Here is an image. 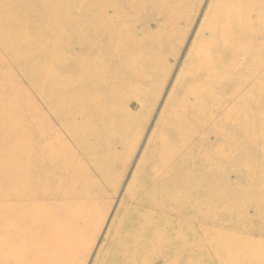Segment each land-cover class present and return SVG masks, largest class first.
<instances>
[{
  "label": "rangeland",
  "instance_id": "obj_1",
  "mask_svg": "<svg viewBox=\"0 0 264 264\" xmlns=\"http://www.w3.org/2000/svg\"><path fill=\"white\" fill-rule=\"evenodd\" d=\"M236 9L243 11L239 18L246 32L241 47L253 32H263L253 47L258 56H240L238 63L247 64L238 76L212 86L220 100L221 93L240 95L241 116H255V125L249 127L243 117L244 124L233 122L239 109L229 111L225 128L204 119V141H196L194 156L184 158L194 168L171 171L168 184L147 187L146 194L172 200L173 215L188 214L172 222L161 219L175 228L163 248L187 252L186 257L176 252L172 264H264V25H255L264 0H0V101L21 110L22 125L28 127L29 113L36 119V130L30 131L34 160L51 143L41 131L48 106L66 117L61 106L77 102L72 96H81L82 82L109 81L104 84L109 90H88L92 97H106L111 117L89 133L90 164L78 169L77 187L69 193L75 199L58 209L63 222L81 230L64 264H98L118 221L135 217L126 199L153 177L148 163L160 158L166 138L161 125L180 121L183 108L172 109L185 95L180 86L193 56L207 55L217 43L204 27L215 13ZM100 66L108 68L106 74ZM133 85L137 89H127ZM234 94L226 100L230 107ZM197 151H204V158ZM181 188L202 192L185 197L176 191Z\"/></svg>",
  "mask_w": 264,
  "mask_h": 264
},
{
  "label": "bare ground",
  "instance_id": "obj_2",
  "mask_svg": "<svg viewBox=\"0 0 264 264\" xmlns=\"http://www.w3.org/2000/svg\"><path fill=\"white\" fill-rule=\"evenodd\" d=\"M242 13L240 9L217 12L209 25L204 27V33L216 39L217 43L212 46L213 51H207V55L198 52L193 56L194 62L180 86L181 89L185 88V95L176 101L174 107L172 105L175 108L172 109L173 113L183 108L180 117L177 116L180 121H167L161 125V134L166 138L161 145L160 158L157 162L152 159L148 163L153 177L135 186L126 199L133 206L132 214L135 217L122 216L118 221L108 240V249L98 264H172L176 252L186 257L187 252L183 248L184 252L163 248L175 228L162 221L172 222V217L180 220L183 215L188 217V214L173 215L169 211L172 200L168 201L165 195L146 194L147 187L168 184L167 177L171 171L194 168L190 164L188 166L184 158L194 156L192 147L196 141H204V119L209 124H221L225 128L232 119L229 111L239 109L233 122L244 124L243 117L250 120L249 127L255 125V116H241L245 111L240 95H235L234 91L221 93L223 98L220 100L219 96L215 97L216 91L212 86L238 76L247 64L238 63L240 56H258L253 47L258 35L263 32H253L246 39L248 46L245 48L238 43L245 40L243 37L246 33L241 27L243 20L239 18ZM255 25H264V14ZM80 52L81 56L87 58V51L81 49ZM6 53L7 50H3L7 59ZM239 65L242 67L236 68ZM100 68L106 74L108 68ZM91 69L88 70L90 75ZM106 82L107 79L102 77L88 78L82 82L78 86L81 96H72L77 102L69 107L65 100L61 106V111H67L66 117L62 118L61 112L53 111L46 103L49 115H44V128L41 127V131L51 143L41 148V154H37L35 160L32 157L30 131L36 130V119H32L29 113L28 127L22 125L21 110L17 108L11 111L0 101V264H64L72 256V248L81 230L75 222H63L58 209L63 202L75 199L69 193L77 187L78 169L90 164L86 146L89 133L96 129V125L109 124L111 112L106 97L87 94L89 89L108 88L104 85ZM129 87L137 89L138 86H128L127 89ZM249 87L248 81L243 90ZM236 88L239 90L240 84ZM233 94L237 96L231 105L234 109L226 101L230 97L232 101ZM177 143L187 144L188 147H178ZM196 155L204 158V151H197ZM176 191L182 192L185 197L194 191L197 195L202 192L182 188Z\"/></svg>",
  "mask_w": 264,
  "mask_h": 264
}]
</instances>
